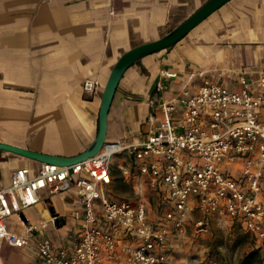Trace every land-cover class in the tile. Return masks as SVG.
Segmentation results:
<instances>
[{"label": "crops", "instance_id": "crops-1", "mask_svg": "<svg viewBox=\"0 0 264 264\" xmlns=\"http://www.w3.org/2000/svg\"><path fill=\"white\" fill-rule=\"evenodd\" d=\"M204 1L0 0V142L61 156L84 151L97 134L102 93L119 56L164 35ZM240 72L250 80L264 74V0H228L173 45L128 66L107 112L105 140L140 141L161 118L163 101L182 89L197 91L204 78L234 88ZM87 78L98 81L95 91L83 90ZM259 118L264 120V107ZM40 164L0 149V188L9 185L14 169L27 167L33 174ZM110 173L111 181L101 186L110 197L144 198L151 220L168 209L163 186L149 185L129 151L112 157ZM261 184L264 199V178ZM38 194L36 203L7 219L8 227L24 231L35 224L33 237L45 235L55 246L70 247L80 227L73 211L82 207L75 189ZM150 197L156 200L154 209ZM198 216L192 208L181 232L166 222L168 264H216L206 256L209 244L202 240L211 224L207 232L196 233ZM223 216L212 214L210 221ZM113 231L121 242H136L119 228ZM256 239L264 250V240ZM0 264L43 261L33 244L3 243Z\"/></svg>", "mask_w": 264, "mask_h": 264}, {"label": "built area", "instance_id": "built-area-1", "mask_svg": "<svg viewBox=\"0 0 264 264\" xmlns=\"http://www.w3.org/2000/svg\"><path fill=\"white\" fill-rule=\"evenodd\" d=\"M97 86L94 78L82 84L87 92ZM160 107L161 118L136 143L105 141L92 156L68 165L41 162L33 174L27 167L14 169L9 185L0 188V249L3 243L33 244L43 264H168L166 222L184 231L192 208L199 212L196 233L207 232L211 215L217 214L240 221L264 240V120L259 118L264 74L250 80L240 72L234 88L204 78L197 91L182 89ZM123 150L134 155L152 188L165 189L169 207L157 220L148 217L144 198L115 199L101 188L111 181L112 157ZM71 188L82 207L73 211L80 227L70 247L55 246L45 235L33 237L35 224L24 231L8 227L7 219L36 203L40 190ZM113 228L136 242L119 241Z\"/></svg>", "mask_w": 264, "mask_h": 264}, {"label": "water", "instance_id": "water-1", "mask_svg": "<svg viewBox=\"0 0 264 264\" xmlns=\"http://www.w3.org/2000/svg\"><path fill=\"white\" fill-rule=\"evenodd\" d=\"M228 0H206L186 18L172 27L168 32L159 38L145 41L124 51L115 64L105 83L102 93L99 114L98 130L93 142L82 152L73 156H61L48 153H42L32 149L0 142V149L10 151L16 154L27 156L40 162L56 163L58 165H68L94 155L104 144L106 136L107 112L111 104L114 92L118 82L128 66L140 59L146 54L167 48L181 39L190 29L205 19L214 10L219 8Z\"/></svg>", "mask_w": 264, "mask_h": 264}, {"label": "rangeland", "instance_id": "rangeland-1", "mask_svg": "<svg viewBox=\"0 0 264 264\" xmlns=\"http://www.w3.org/2000/svg\"><path fill=\"white\" fill-rule=\"evenodd\" d=\"M187 14V12H186ZM128 189L125 188V192ZM151 208L154 209L155 199L149 198ZM211 232L203 237V241L209 244L205 251L206 256L216 264H241L242 258L251 251H256L258 257L264 259V250L257 246L254 235L247 232L243 224L228 216L211 218ZM54 239L57 236L53 235ZM6 248L4 249V252ZM246 264H261L258 259Z\"/></svg>", "mask_w": 264, "mask_h": 264}, {"label": "trees", "instance_id": "trees-1", "mask_svg": "<svg viewBox=\"0 0 264 264\" xmlns=\"http://www.w3.org/2000/svg\"><path fill=\"white\" fill-rule=\"evenodd\" d=\"M258 259V261L261 264H264V259L258 257L257 252L256 251H251L248 254H246L242 260H241V264H246L248 261L252 262L253 260Z\"/></svg>", "mask_w": 264, "mask_h": 264}]
</instances>
